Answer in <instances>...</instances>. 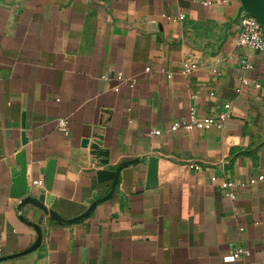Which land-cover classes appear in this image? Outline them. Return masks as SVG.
I'll list each match as a JSON object with an SVG mask.
<instances>
[{
  "label": "crops",
  "instance_id": "obj_1",
  "mask_svg": "<svg viewBox=\"0 0 264 264\" xmlns=\"http://www.w3.org/2000/svg\"><path fill=\"white\" fill-rule=\"evenodd\" d=\"M244 13L240 0H0V264H264V180L248 185L264 177V51L237 44ZM227 104L221 129L168 130ZM49 160L46 202L64 219L110 192L97 171L131 164L87 218L58 224L9 197L23 161L42 190ZM222 181L240 185L234 200ZM20 217L42 232L24 255L36 232Z\"/></svg>",
  "mask_w": 264,
  "mask_h": 264
},
{
  "label": "water",
  "instance_id": "obj_2",
  "mask_svg": "<svg viewBox=\"0 0 264 264\" xmlns=\"http://www.w3.org/2000/svg\"><path fill=\"white\" fill-rule=\"evenodd\" d=\"M240 1L244 11L248 15L254 17L264 27V0H240ZM93 149L95 150L96 155H98L99 157L101 156H104L105 158L107 157V152H102L98 148V146H95ZM22 157H24V155H22ZM101 162L103 164L108 163L107 160H103ZM55 163H56L55 160H49L46 163L45 171H44V181H43L44 187L42 190L36 192L34 191V186H32L27 181L26 178L27 166L23 161L19 166V170L12 176L11 185L9 187V197L14 200H18V206H17L18 211H20V209L23 208L24 206L29 205L40 210L45 216L49 217L50 220L58 224H72L87 218L98 203L108 200L113 195L121 169L131 164V162L122 163L121 165H119V167H117L115 171H97V180L99 182H103V181L112 182L110 192L102 199H99L97 201H89L90 206L81 215L71 219H64L60 215H58L57 212L55 211L56 201H53L50 204L47 203L48 201L46 202L47 200L46 192L50 191L53 185V180L55 176ZM46 204H49V207H47ZM20 220L26 223L27 225L33 227V229L36 232V239L34 243L28 249L18 254V255H24L38 249L42 240V232L39 226L35 225L32 222H28L23 217H20ZM10 258H12V256L1 257L0 262Z\"/></svg>",
  "mask_w": 264,
  "mask_h": 264
},
{
  "label": "built area",
  "instance_id": "obj_3",
  "mask_svg": "<svg viewBox=\"0 0 264 264\" xmlns=\"http://www.w3.org/2000/svg\"><path fill=\"white\" fill-rule=\"evenodd\" d=\"M183 16H179L178 19L181 20ZM237 44L240 47L253 50V51H264V27L252 16L248 15L247 13H244L239 20V30H238V36H237ZM242 66L244 69H250V65L247 63V61H242ZM197 69V65L193 62H185L182 64V74L188 75L194 70ZM146 72L149 71V69H145ZM117 79L119 81H124V78L121 74H118ZM242 84L248 85L249 82L246 79H242ZM229 109L230 105H225V111L220 112L215 117H204V118H196L195 112L192 110L190 112V118L188 121H182V122H174L170 125L169 131H178V130H184V131H192V130H206L210 127H217L221 129L229 117ZM67 120L60 119L58 121V130L63 133L67 134ZM160 131H152L150 132V135H159ZM189 168H195L196 166L194 164H189ZM264 177L262 175L256 177V178H250L248 181V185H252L256 182L263 181ZM210 181L213 184H216L217 178L211 177ZM34 185L38 188L44 187L43 181H35ZM240 187V185L234 181H222L219 183V188L225 193V196L229 198L230 200H234L235 192ZM249 251L247 249H236L229 255L223 257V261L226 263H232L236 261L241 256H248Z\"/></svg>",
  "mask_w": 264,
  "mask_h": 264
}]
</instances>
